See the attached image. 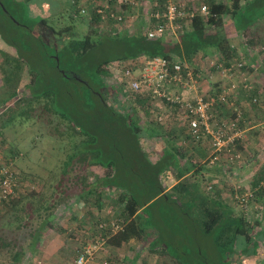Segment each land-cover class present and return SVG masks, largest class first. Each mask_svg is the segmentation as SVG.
<instances>
[{
	"label": "trees",
	"instance_id": "obj_1",
	"mask_svg": "<svg viewBox=\"0 0 264 264\" xmlns=\"http://www.w3.org/2000/svg\"><path fill=\"white\" fill-rule=\"evenodd\" d=\"M80 1L73 0L69 5V17L72 21L75 20L72 12L77 17H84L79 9L82 5ZM155 1L162 4L166 0H153ZM62 2V0H0V38L15 52L13 60L17 65L16 67L12 65L14 78L26 72L30 81L21 95L32 98L44 97L43 100L34 101V107L30 105L23 113H19V124L27 123L30 115H37L42 119L44 115L41 107L69 124L68 133L62 130L60 134L69 136L73 144L72 153H67L64 162L66 168L63 172L65 175L56 187H62V192L69 194L72 189H76L75 186H80L76 195L81 198L86 197L88 189H93L90 193L93 195L92 201L99 206H102V198L104 202L105 197H108V189L120 191V201L124 202V207L121 209V216L116 220L124 221L125 227L123 231L110 238L109 246L120 247L123 243L133 244L146 237L149 230L157 231L156 227L149 225L147 214L142 212L151 207V202L154 204L161 198L170 200V196L162 195L164 187L159 184L163 170L159 172L161 170L159 169L155 172L154 165L150 164L147 154L138 144V140L140 141L142 137V128L139 125L141 109L150 110L152 116L150 119L154 118L155 121L152 120L154 123L160 127L163 126L154 116L150 97L136 96L127 104H119L117 98L112 103L109 101L108 66L114 61L141 55L161 56L169 61L179 60L191 67L195 65L196 68L200 67L207 57L219 58L225 64L232 63L237 57L234 43L238 45L240 43L239 46L254 47L264 44V24H260L264 21V0H205L204 3L209 8V14L206 17L198 13L190 23H184V27L177 36L171 34L156 40H151L144 34L142 24L132 33L107 34L103 28L102 16L96 14L88 22V33L80 37L73 27L59 28L50 23L49 19L44 18L45 15L34 13L31 9V5H36L41 9V13L44 11L49 17H54L62 6ZM124 9L128 15L129 7ZM194 9H196L194 6L187 8V10ZM257 24L260 26L259 32L250 30ZM235 33L238 40L232 39ZM104 39L123 45L126 52L112 61L94 62L93 53L99 41ZM69 84L73 90L67 87ZM17 92L13 91L9 99L16 96ZM59 106L65 107L66 110ZM1 114L3 113H0V130L17 119L15 112H10L3 118ZM116 141L122 145H118ZM241 144L242 142L237 145L238 148L236 147L238 151L243 149ZM16 147L21 156L28 155L29 147L15 145ZM126 161L130 165L128 169ZM136 166L143 169L149 181L155 178L156 185L161 190L159 193L150 195L145 202H139L138 195L131 193V190H128L131 194L125 193L126 189H132L133 185H136L128 176L129 171L132 173ZM90 169L94 172H97L95 169H99L101 172L91 183L88 182L90 175H87ZM14 170L18 180L24 173L17 170L15 166ZM263 177L255 179L257 185ZM65 178L66 181H64ZM180 188L179 186V189H176L178 192L181 191V195L177 197L178 202L181 201L182 190H184ZM255 194V203L257 201L261 203L264 189L255 191ZM188 195V198L192 199V196ZM204 196L201 201L194 199L189 201L191 203L187 206V211L190 210L193 213L191 215L188 212V216L195 218L200 215L198 219L203 222V232L214 238L220 263L230 264L229 256H234L231 253L235 252V248L239 250L241 258L256 257L264 235L260 234L262 231H257L259 223L249 222L252 214H247L245 211L246 215L243 212L237 213L226 202L221 201L219 195L214 196L210 193ZM260 197H262L261 200ZM15 198L4 206L13 205ZM40 203L39 205L43 206V200ZM54 203L62 204L61 198L58 196ZM42 206L37 210L33 209L31 213L40 211ZM25 211L29 212L28 209ZM139 211L141 214L136 215ZM261 211L260 207L258 213ZM46 213L47 216L42 224L32 233L36 237L44 229L56 228L55 212L48 207ZM98 222L90 229V232L93 231V238L106 235L110 229L111 221L102 223L99 220ZM101 224L104 230L98 229ZM72 236L76 239V235ZM79 252L80 248L76 256Z\"/></svg>",
	"mask_w": 264,
	"mask_h": 264
},
{
	"label": "rangeland",
	"instance_id": "obj_2",
	"mask_svg": "<svg viewBox=\"0 0 264 264\" xmlns=\"http://www.w3.org/2000/svg\"><path fill=\"white\" fill-rule=\"evenodd\" d=\"M62 1L64 3L62 2V6L59 7L57 11L58 13L54 17H49L47 13H44V11L41 13V9H39V7L36 5H31V9L34 11V13H38L40 15L42 14V16L45 15L44 18L49 19L50 23L57 25L59 28L73 27L80 37L86 35L88 33L89 19L86 17H76L72 12L71 14L75 19L72 21L69 17V5L72 4L73 0ZM136 1H140L143 4L145 3V5L140 9V11L133 12L135 16L133 17L134 21L131 24L125 26L132 28V31H134V27H139V25H143L145 23L147 19L146 16L143 18L144 8L145 10L149 9L150 3H153V0L151 2H149V0ZM174 1L188 9L190 6H194L196 9H198L205 5V0ZM90 2H86V5H88ZM83 4L85 5V3ZM103 28L107 34L111 35H116L118 28L121 29V33L123 34H126L130 31H125L124 29L126 28L117 27L111 23H104ZM168 35L170 36L171 34ZM125 52L126 49L123 45H119V43H113V41L108 39H104L103 41H99L98 47L95 49L92 59L94 62L103 60L112 61L118 56L123 55ZM14 57L15 52L0 38V113H3L1 114V118L7 116L10 112L17 113V119H14L12 124L4 126L0 130V168L11 165V167L14 168L15 166L17 170H20V172L24 173L21 178L17 180V195L13 202V207L15 210L10 211L13 213L15 218H13V227L11 226L12 228L10 230L7 229L6 225V222L9 218L6 216V209L4 208L0 210V264H22V262L27 263L24 258H11L10 256L14 255V253H24L25 255V251L27 250L28 246V243H26L28 238L27 234L33 233L40 225L39 222L42 223L41 221H43V219L47 216L45 209H42L40 213L38 211L31 213L33 211V207H31L29 203L37 205L39 200L43 198L46 199L47 207H50L51 211H54L55 214L61 212L57 207L59 203L55 205L54 202H56L55 199L58 196L60 198L61 196L63 197V192L61 193L60 190L62 187L57 188L56 186L63 175L62 173L64 168L62 169V164L66 161L67 153H72L73 145L69 139V136H61L60 134V131L62 130H66L68 133L69 124L55 116L53 113L51 114V112H46L44 109H42V107L41 110H43L44 115L42 119H40L37 115H30L27 123L22 125L19 124V113H23V111H25L30 105L34 107V101L43 100L44 97L32 98L21 95L24 93V90L27 89V85H29L30 81L26 72H22L18 77L19 79L16 78L18 80L14 78L12 65H14V67L17 65L13 60ZM218 74V72L214 73V71H210L207 73V78L205 77V81L212 84V87L209 88L211 93L217 91V88H215L214 84L217 81V76H219ZM11 79H13V81H8ZM71 84H69L67 87H71ZM13 87L15 89H13ZM71 90H73L72 87ZM13 91L18 92L16 96H14L12 99H9L10 94ZM63 108L66 110L65 107ZM38 112H40V110ZM262 115V113L258 114V117L255 119H261ZM220 116L222 117V115ZM116 142L118 145H122L118 141ZM15 145H19L23 148L29 147L30 150L28 151V155L21 156L18 153L17 147L15 148ZM247 146H249L248 152L252 154V146ZM141 148L143 149V146ZM144 149H146V147H144ZM244 150L245 149L243 148L242 151L244 152ZM146 154L148 156V153ZM151 158L152 157L149 153L150 164L152 166L156 165L155 161H152L153 159ZM126 162L128 169L130 165L128 161ZM164 166L165 164H163V167ZM153 168L155 172L159 170L157 166H153ZM95 170L97 172H94V170L92 171V169H90V172L87 174L90 175L88 176L89 183L97 179L98 175L101 174L99 169ZM246 174L248 175L249 172H246L244 175ZM145 175L143 169L139 166H136L132 173L129 171L128 174V176L131 178V182L136 185H133L132 189H126L125 193H133L135 195L137 194L139 202H145L148 200L150 195L159 193L161 191L159 186L156 185L157 180L154 178L150 179L152 181H149V178L147 179V175L146 177ZM166 175L167 174L164 173L163 177H160L159 179V184L162 187L167 185L165 184V180L167 179ZM260 176H264L263 168L261 171L259 170L257 172L256 179L260 178ZM64 181H66V178ZM75 188L76 189H72L71 192L77 194V190L80 188V186H75ZM128 190H131V193ZM107 194L109 195L108 197H105V201L103 202L102 206H99L98 203H92L95 206L94 214H96L94 216H96L97 222L99 220L102 223L106 221H115L121 216V209L119 206V204L121 205V192H118V190L116 191L108 189ZM66 196L70 198L68 201L72 199L71 195H68L67 193ZM169 196H171L169 197V201H166V198H161L151 205L150 208H146L145 212H143L147 214L149 218L148 220L151 223H149V225L156 227L158 232L154 229L149 230L148 235L139 241L140 250H145L143 247L147 246L149 239L152 240L153 237H157L159 235L164 241V244H166L165 246L168 248V253L170 256L178 259V261L182 262V264H221L213 236L207 235L203 232V222L201 219H198L200 215L195 218L192 217L193 219H189L185 216L188 212L186 210L185 213V203L182 201H174L172 198H174L175 195L171 194ZM28 197L31 198L30 201L27 200ZM259 199L261 200L262 197ZM257 202L254 204L255 206L251 208L253 217L258 213L257 211H259L260 208V202ZM26 205H28V213L24 209ZM234 206L237 208V213L242 212L237 203ZM262 213L263 214H260L259 217L264 216V211H262ZM30 214L32 215L29 219L27 215ZM23 215H26V217H23ZM107 215L110 216V220L104 219L107 217ZM18 217H20L19 221L16 220ZM25 219L29 220L26 221ZM39 219L42 220L39 221ZM28 222L29 226L26 228ZM21 225H23V227ZM257 229L263 232L261 235H264V218L262 224H260ZM256 237L257 236H255V238ZM234 251V253H231L234 256H229L230 264H234V260H236L235 264H264V238L263 242H261V248L258 250L257 256L254 258H241L239 256V250L235 248ZM74 258H70L68 262L70 261V263H73V260H75ZM54 262L56 261L54 260Z\"/></svg>",
	"mask_w": 264,
	"mask_h": 264
},
{
	"label": "crops",
	"instance_id": "obj_3",
	"mask_svg": "<svg viewBox=\"0 0 264 264\" xmlns=\"http://www.w3.org/2000/svg\"><path fill=\"white\" fill-rule=\"evenodd\" d=\"M86 2L90 3L86 5ZM94 2V0H81L80 3H82V5L80 6H86L90 8L91 4ZM149 2H151V0H149ZM83 3H85V5ZM144 17L145 16H143V18ZM260 24H264V21H262ZM259 29L260 26L257 24L250 30L253 32H259ZM117 31L119 34H123L121 33L120 28H118ZM236 38H238V36L235 33V36H232V39L238 40ZM239 45L235 43L233 45L237 49L236 59L244 58L248 63L246 76L247 81H249L250 85L253 87V90L250 92L245 90L243 77L239 76L235 77L234 79L227 80L218 74L219 76H217V81L215 84H213L215 88H217V91L214 93L222 90V88L225 86L232 85L233 83L236 85L235 93L233 97L231 96V100L238 104V106L242 107L244 120L241 123V126L244 129H247L246 134L248 137L247 140L241 144V146L244 149L247 145L252 146V154H250L246 149L244 150V152H246L244 153L245 162L247 163L246 165H233L231 168H228L225 160L228 159L229 154H231L232 150H234L233 148H228L224 151L222 160H220V163L217 165L212 166L208 164V159L212 153L211 139L206 137L196 143L192 141L189 136V129L186 124L185 127L180 124L181 122L178 119V113L175 112L173 116H167L166 124L162 125L163 127H160L153 122L155 121L154 118L150 119V117L152 118L150 110L141 109L140 111L141 122L139 125L142 128V137L141 141L138 140V144H140V147L143 146L142 150L145 151V153H148V156L146 155L147 158H149L150 153L152 157L151 159H153L152 161H155L156 164L154 166H157L158 169H161L159 172H161L163 169L160 177H163L164 173L167 174V179L165 180V184L167 185L164 187V189H162V195H175V197L172 199L178 202L177 197L181 195V191L178 192L176 189H179V186L181 187L180 189H184L182 190L183 196H181V201L183 203L186 202L185 211L187 210V206L191 203L189 201H201L204 195L213 193L214 196L219 195L221 201L226 202L230 207L233 208L234 211L237 212V205L234 206L237 203L235 200V193H245L249 189H255L259 186L255 182V179L257 172L259 170L261 171L262 168L264 169V133L255 130L252 126L254 123H256L255 118L258 117V114L262 113V119L264 120V105L258 107L253 106L250 103V98L253 96L261 97L264 93V52L261 51V45L255 47ZM205 65V60H203L202 64H200V67L196 68V66L193 65V68L200 71L204 77L202 84L204 91L211 93L209 88L212 87V84L205 81V77L207 78V73L210 71ZM215 72L216 71H214V73ZM152 107L154 108V106ZM153 111L154 116L156 117L158 111L155 108ZM216 113L219 116L222 115L223 118L227 119H229L231 116V111L226 106L217 108ZM144 147H146V149H144ZM163 164H165L164 167ZM62 166L61 167L62 169L64 168V172L66 168L65 164L63 163ZM246 172H249V174L244 175ZM62 176H64V174ZM210 187L211 190H208ZM60 190L62 193V189ZM88 190V194L84 198L79 197L75 193L73 196L72 192L70 191L68 194L72 197L70 201H68L70 198H68V196L63 193V197L61 196L62 204L59 203L57 206L58 209H60L61 214H55L54 224L56 225V228L54 227L51 230L44 229L37 237L32 233V235L27 234L28 238L26 243H28V246L27 250L25 251V255L24 253H14V255H11L10 257H20L21 259L24 258L27 263L22 262V264H74V260L73 263H70V261L68 262L69 258H74L76 256L77 250L81 246L88 244L94 239L92 234L93 231L90 232V229L95 223H99L97 222L96 216H94L96 213L94 214L95 206L92 204L93 195H90L93 189ZM188 194H190L194 200L188 198ZM27 200L30 201L31 198L28 197ZM42 200L44 203L43 206L41 205L42 209H45L46 211L48 208L46 199L42 198L39 200L37 205H33V203H29V205L33 207V209L35 208V210H37L38 207H41L39 204H41L40 201ZM55 200H57V198ZM101 201L103 204V198ZM58 202H60V200ZM123 203H121V205L119 204L120 209L124 207ZM150 204L153 205L152 202ZM4 205L5 204L0 206V210L4 208L6 209V216L9 217L6 225L7 229L10 230L13 227V218H15L13 213L10 211L15 209L11 204L8 206ZM238 206L243 214L246 215L243 208L240 205ZM252 207L253 203L251 204V208ZM27 208L28 205L24 207V209ZM251 208L249 213H251L252 216L249 217L250 220L247 217L246 219L249 220V222H253V224L254 222L259 223V225L262 224L264 216L259 217V215L263 214L262 211H264V209L253 217ZM40 211L38 212L40 213ZM188 212L191 215L193 213L190 210ZM188 212L185 216L191 219L188 216ZM139 214H141V211H139L136 215ZM31 215L32 214L27 215L29 219L31 218ZM23 217H26V215H23ZM19 218L20 217L16 218V220L18 221ZM104 219L110 220V216L107 215V217ZM25 220L28 221L27 219ZM41 220L42 219H39V221ZM39 224L42 223L39 222ZM21 226L23 227V225ZM28 226L29 222L26 228ZM257 231L260 232L258 229ZM260 234H263V232H260ZM72 235H76V239H74ZM139 244L140 242L136 241L133 244L123 243L120 247H112L109 246L108 242L106 251L100 254V261L107 260L110 264H182V262H179L178 259L170 256L168 253L169 250L165 246L166 244H164V241L159 235L157 237H153L152 240L149 239L147 246L143 247L145 250H140ZM106 257L109 259H106ZM129 258L130 260L127 261ZM54 260L56 262H54Z\"/></svg>",
	"mask_w": 264,
	"mask_h": 264
},
{
	"label": "built area",
	"instance_id": "obj_4",
	"mask_svg": "<svg viewBox=\"0 0 264 264\" xmlns=\"http://www.w3.org/2000/svg\"><path fill=\"white\" fill-rule=\"evenodd\" d=\"M94 1L90 8L80 6L79 9L84 17L91 20L94 14L100 15L104 23L127 28L125 31L130 30L129 33L132 32V28L125 26L134 21L133 12L140 11L144 6L136 0ZM124 7H129L128 15ZM198 13L206 17L209 14L208 6L203 5L198 9L187 10L174 0H166L162 4L155 1L149 5V9H144V16L147 17L148 22L146 20L143 24V32L151 40L163 38L168 34L177 36L184 27V23H190ZM260 48L264 52V44ZM205 63L209 71L218 72L224 79L243 77L244 89L248 92L253 90L247 81L248 63L244 58H235L232 63L225 64L219 58L208 57ZM108 71L110 87L107 93L111 103L116 98L119 99V104H127L136 96L150 97L152 106L158 111L156 119L159 123L165 125L167 116H173L176 112L180 124L184 127L186 124L188 127L192 141L196 143L206 137L211 139L212 153L208 164L213 166L220 163L224 151L228 148L234 149L225 160L228 168L233 165L247 164L245 152L238 151L236 148L248 137L247 129L241 126L244 120L242 107L231 100L236 89L235 83L225 86L216 93L205 92L202 87L204 77L200 71L185 62L169 61L161 56L141 55L117 60L108 66ZM250 103L257 107L264 105V93L261 97H251ZM224 106L231 111L229 119L216 114V109ZM252 127L264 133V120L257 119ZM248 147H245L247 151ZM17 187L14 168L9 166L0 168V206L16 197ZM259 189H264V179L255 189H249L242 195L235 193V200L247 214L250 212L251 204L255 206V191ZM208 190H211V187ZM259 207L264 209V197ZM124 227L125 222L111 221L106 235L96 236L91 242L80 247L74 264H110L107 260L100 261V254L106 251L110 238L123 231ZM98 229L104 230L103 224ZM106 259L109 258L106 257Z\"/></svg>",
	"mask_w": 264,
	"mask_h": 264
}]
</instances>
